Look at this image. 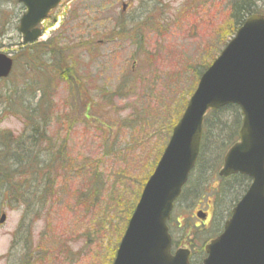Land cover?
I'll use <instances>...</instances> for the list:
<instances>
[{
  "label": "rangeland",
  "instance_id": "obj_1",
  "mask_svg": "<svg viewBox=\"0 0 264 264\" xmlns=\"http://www.w3.org/2000/svg\"><path fill=\"white\" fill-rule=\"evenodd\" d=\"M226 6L224 0H62L39 24L38 41L55 40L60 71L71 76L50 80L48 135L67 139L73 162L45 205L33 197L37 214L25 215L22 202L0 191V264L19 257V245L10 246L25 216V227L32 219L35 264H111L144 182L204 70L199 62L206 67L233 35ZM255 10L264 13V0ZM22 11L16 0H0V52L11 57L21 42ZM40 56L51 64L47 54ZM66 64L70 70H63ZM13 66L12 78L21 81L22 61ZM66 121L70 132L61 127ZM21 127L11 116L0 124L14 135ZM204 195L182 200L180 217L199 227L202 211L207 224L212 208Z\"/></svg>",
  "mask_w": 264,
  "mask_h": 264
},
{
  "label": "water",
  "instance_id": "obj_2",
  "mask_svg": "<svg viewBox=\"0 0 264 264\" xmlns=\"http://www.w3.org/2000/svg\"><path fill=\"white\" fill-rule=\"evenodd\" d=\"M25 7L18 22L23 42H35L37 24L60 0H17ZM12 59L0 53V78ZM239 107V141L224 157L219 176L242 174L251 183L205 247L201 264H264V15L252 14L202 73L127 222L112 264H189L185 248L170 253L166 225L199 152L207 110ZM204 219L205 214L198 212ZM5 214L0 216V223Z\"/></svg>",
  "mask_w": 264,
  "mask_h": 264
},
{
  "label": "trees",
  "instance_id": "obj_3",
  "mask_svg": "<svg viewBox=\"0 0 264 264\" xmlns=\"http://www.w3.org/2000/svg\"><path fill=\"white\" fill-rule=\"evenodd\" d=\"M224 1L227 4L228 20L234 26L232 29L234 34L245 18L256 12V2L259 0ZM0 24L4 25L1 19ZM3 37L4 35L0 34V39ZM16 46L12 58L13 61L17 58L22 61L23 74L20 75L21 81L12 78L13 73L6 79H0V124L5 117L11 116L18 118L22 127L17 135L0 130V191L3 192V196L6 194L12 203L20 205L22 202L25 205V215H34L38 210L34 206L33 197H37V202L45 205L47 195L49 193L54 195L56 182L61 181L73 162L67 153V139L59 141L55 133L52 140L48 135V128L54 119L52 101L49 100L50 80L53 77L69 82L71 76L68 77L67 72L64 75L60 71L62 62L55 40L48 38L32 44L20 42ZM61 51H65L64 48ZM42 54L48 55L46 61H50L51 64L46 65L42 62L40 56ZM199 64L202 65V69L208 66H203L201 62ZM50 68L52 74L48 75ZM70 69L71 66L68 67L66 64L63 70ZM240 122V111L235 105H228L215 111L209 110L204 116L199 155L186 185L174 204L168 222L174 244L185 245L192 250L190 264L200 263L204 257L205 245L221 232L232 207L250 183L248 177L239 174L227 178L217 177L225 152L238 140ZM61 127L70 132L72 126L66 121ZM48 155L51 157L48 158ZM214 178L216 184L210 187V181ZM37 194H41L43 198ZM200 194H208L202 198H209L207 200L211 201L212 213L209 222L198 227L193 224L190 217H180L179 204L182 200L193 201ZM25 220L26 216L20 220L13 233L10 251L16 249L17 245L20 247L19 257L14 264H35L30 259L32 251L29 229L32 219L30 223L27 221L29 224L26 227L23 223Z\"/></svg>",
  "mask_w": 264,
  "mask_h": 264
},
{
  "label": "flooded vegetation",
  "instance_id": "obj_4",
  "mask_svg": "<svg viewBox=\"0 0 264 264\" xmlns=\"http://www.w3.org/2000/svg\"><path fill=\"white\" fill-rule=\"evenodd\" d=\"M50 128H51V126H49V128H48V132L50 131Z\"/></svg>",
  "mask_w": 264,
  "mask_h": 264
}]
</instances>
